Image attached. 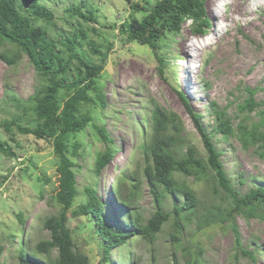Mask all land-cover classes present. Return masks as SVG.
I'll return each instance as SVG.
<instances>
[{
  "label": "rangeland",
  "instance_id": "1",
  "mask_svg": "<svg viewBox=\"0 0 264 264\" xmlns=\"http://www.w3.org/2000/svg\"><path fill=\"white\" fill-rule=\"evenodd\" d=\"M130 1L146 11L132 10L125 0H46L43 5L54 18L50 23L36 21L58 49H63L60 42L71 37L77 28L82 29L87 38L77 50L93 64L100 63L101 56L92 52L90 45L101 54L109 51L98 79L105 97V108L85 107L90 110L92 125L70 138V142L78 140L81 144L78 157L73 158L78 165L76 182L79 196L72 209L84 203V188L90 186L106 205L104 213L111 225L125 229H128L129 222L113 193L122 171L131 172L139 182L133 207L141 214L142 222L156 210L154 197L142 175L145 162L139 147L141 129L148 133L140 121L144 115L150 114L154 103L179 116L185 144L194 146L197 155L205 159L201 138L185 112L181 96L190 102L196 113L204 114L205 127L212 121L209 103L215 102L220 109L226 110L234 131L247 115L238 110L248 96L246 89H256L255 102H264V3L261 0H230L227 14L218 10L219 0H205L204 11L210 24L206 32H193L190 23L186 22L179 34L167 33L160 43L158 53L165 61L163 77L158 73V64L151 49L128 43L126 37L118 33V25L131 18L140 20L155 2ZM252 3L256 4L255 8ZM81 4V12L91 11L95 21L84 20L75 12H69L71 7ZM185 45L186 51L183 49ZM45 83L25 55L13 63L0 60V141L7 143L10 149L9 154L0 152V264H19L16 257L20 239L34 246L40 238H48L45 232L37 236L33 234L36 223L38 219L60 211L54 199L58 185V160L51 144L20 133L13 124L18 119L23 127H35L28 99L37 87ZM60 96L64 98L65 93L62 91ZM263 109L264 105H261L248 114L247 124L256 122L257 111ZM7 122L10 127L5 130ZM100 126L120 150L95 178L94 162L96 156L104 151V144L95 130ZM210 128L211 125L207 129ZM213 142L221 151V163L235 192L243 195L251 188L264 186V156L259 154L256 146L244 148L237 138L223 140L220 134L213 136ZM175 179L191 187L203 205L217 204L218 195L210 191L206 183L182 175H175ZM127 192L124 185L122 195ZM163 210L173 216L169 197L163 202ZM17 215L23 217V224ZM67 217L66 227L71 231L75 247L88 257L90 264H129L130 258L135 259L136 264H186L189 259H196L198 264H264V220L257 218L236 217L238 240L228 227L199 230L195 222L184 224V229L178 234L170 218L153 243L134 237L127 244L115 248L109 260L105 261L103 242L94 233V220L88 216L72 217L70 213ZM172 235L179 242L173 243ZM254 249L263 252L255 253L254 259L242 253V250ZM56 255V252L52 254L53 257Z\"/></svg>",
  "mask_w": 264,
  "mask_h": 264
},
{
  "label": "trees",
  "instance_id": "2",
  "mask_svg": "<svg viewBox=\"0 0 264 264\" xmlns=\"http://www.w3.org/2000/svg\"><path fill=\"white\" fill-rule=\"evenodd\" d=\"M45 1L0 0V60L13 63V60L25 55L36 74L46 82L37 87L28 99L35 127H23L18 119L13 124L20 133L49 142L58 160V185L54 199L60 206V211L56 215L38 219L36 223L33 234L37 236L45 232L48 233V238H40L34 246L30 242L25 243L23 238L20 239L16 257L18 263L90 264L88 257L76 249L71 231L66 227L68 213L72 217L88 216L94 220V233L103 242L102 256L105 261L109 260V255L115 248L127 244L134 237L153 243L161 227L170 218L178 234H181L184 224L195 222L199 230L214 226L228 227L237 240L235 220L238 215L247 219L264 220V186L251 188L243 195L235 192L221 163V151L217 150L213 142L215 134H220L223 140L235 137L244 148L256 146L259 154L264 156V109L257 111L256 122L248 125L246 119L248 114L264 105V102H255L256 89H246L248 96L238 106V110L247 115L236 126L235 131L226 110L220 109L215 102L209 103V117L212 121L208 130L209 125L205 127L203 124L204 114L196 113L189 105L190 102L181 96L185 112L201 138L206 152L205 159L197 155L194 146L185 144L183 124L179 116L154 103L150 114L144 115L140 121L148 129V133L142 129L140 131L139 147L145 162L142 175L154 197L156 209L145 222H142L141 214L133 207L138 196L136 186L139 182L134 174L126 171H122L113 193L115 200L122 205V214L129 222L128 229L111 225L110 219L104 213L106 205L99 200L90 186L84 188V203L73 210L74 201L79 196L76 182L78 165L73 158L78 157L81 144L78 140L70 142V138L85 132L92 125L90 110L85 107L105 108V97L98 85V79L103 73L109 51L101 54L90 45L92 52L101 56L100 63L93 64L84 59L77 50L87 38L80 28L71 37L60 42L63 49H58L46 30L36 23L37 20L50 23L54 18L52 12L43 5ZM125 1L136 12L146 11L130 0ZM204 2L205 0H155L154 5L140 20L131 18L118 25V33L125 36L128 43H137L151 49L158 64V73L163 77L165 61L158 53L160 43L167 33L179 34L182 26L189 20L193 32H206L210 24L205 15ZM81 9L82 4L71 7L69 12H75L84 20L95 21L91 11L85 10L82 13ZM74 61L77 64L75 66ZM62 91L65 93L64 98L60 96ZM4 125L5 130H8L10 123ZM95 130L104 144V151L96 156L94 162L93 173L96 178L120 149L103 126L95 127ZM9 151L7 143L0 141V152L9 154ZM175 175L192 177L196 182L206 183L210 191L218 195L217 204L203 205L193 189L185 182L178 183ZM124 185L128 192L122 195ZM167 197L171 200L172 217L163 210V202ZM17 216L23 224V217ZM171 238L173 243L179 242L177 237L172 235ZM54 252L57 254L55 257L52 256ZM262 252L261 249L242 250L244 255L252 259L255 253ZM128 262L137 263L131 258ZM186 264L198 263L196 259H189Z\"/></svg>",
  "mask_w": 264,
  "mask_h": 264
},
{
  "label": "clouds",
  "instance_id": "3",
  "mask_svg": "<svg viewBox=\"0 0 264 264\" xmlns=\"http://www.w3.org/2000/svg\"><path fill=\"white\" fill-rule=\"evenodd\" d=\"M261 2L264 3V0H261ZM252 7L255 8L256 4L252 3ZM229 8H230V0H219L218 10L220 12L227 14L229 12ZM188 23H191V21L189 20ZM217 31H219V26L217 28Z\"/></svg>",
  "mask_w": 264,
  "mask_h": 264
},
{
  "label": "bare ground",
  "instance_id": "4",
  "mask_svg": "<svg viewBox=\"0 0 264 264\" xmlns=\"http://www.w3.org/2000/svg\"><path fill=\"white\" fill-rule=\"evenodd\" d=\"M183 49L186 51V50H188V48H187V46L185 45L184 47H183Z\"/></svg>",
  "mask_w": 264,
  "mask_h": 264
}]
</instances>
